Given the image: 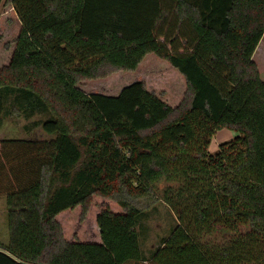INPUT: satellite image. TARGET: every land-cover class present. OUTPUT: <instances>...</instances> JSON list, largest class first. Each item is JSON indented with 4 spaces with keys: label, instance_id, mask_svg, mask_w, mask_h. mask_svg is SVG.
I'll use <instances>...</instances> for the list:
<instances>
[{
    "label": "trees",
    "instance_id": "1",
    "mask_svg": "<svg viewBox=\"0 0 264 264\" xmlns=\"http://www.w3.org/2000/svg\"><path fill=\"white\" fill-rule=\"evenodd\" d=\"M6 6L19 30L0 66V127L14 95L54 136L0 139V264H264V0ZM150 56L176 97L137 78ZM115 75L127 82L114 94L79 86ZM221 128L238 135L210 153ZM160 183L176 225L146 258L131 198Z\"/></svg>",
    "mask_w": 264,
    "mask_h": 264
},
{
    "label": "rangeland",
    "instance_id": "2",
    "mask_svg": "<svg viewBox=\"0 0 264 264\" xmlns=\"http://www.w3.org/2000/svg\"><path fill=\"white\" fill-rule=\"evenodd\" d=\"M19 22L10 7L0 9V66L7 63L13 47L15 38L18 34ZM263 45L259 46L255 53L254 62L257 65L260 76L264 79V36L261 38ZM263 47V48H261ZM263 49V51H262ZM155 57H147L143 65L137 71V78H141L153 85L157 90H163L171 98L177 96L182 91L181 85L176 83L168 74L166 68H155ZM132 75V72H127ZM134 79V78H132ZM126 78L115 75L97 83L82 82L79 86L86 92L102 91L114 94L125 84ZM180 88V89H179ZM14 95L5 98L4 114L2 115V125L0 127V139L12 140L22 138L49 139L53 134H47L41 129V123L48 118L47 113L42 111L35 112L31 117H26L23 112L14 104ZM238 135L237 131L221 128L212 136L208 145V151L215 153L221 142L230 140ZM164 186L158 184L148 196H137L131 201L139 208L143 209L137 221V232L139 246L144 257H150L155 249L161 246L163 238L167 237L176 225V219L170 208L161 200L160 191ZM8 230L6 225L5 196L0 194V242L7 243Z\"/></svg>",
    "mask_w": 264,
    "mask_h": 264
}]
</instances>
